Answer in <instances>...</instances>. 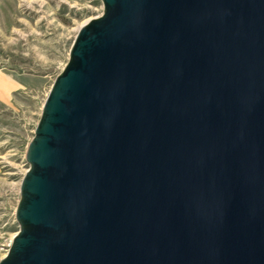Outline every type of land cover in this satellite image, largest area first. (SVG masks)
I'll list each match as a JSON object with an SVG mask.
<instances>
[{
	"label": "water",
	"instance_id": "water-1",
	"mask_svg": "<svg viewBox=\"0 0 264 264\" xmlns=\"http://www.w3.org/2000/svg\"><path fill=\"white\" fill-rule=\"evenodd\" d=\"M101 1L0 264H264V0Z\"/></svg>",
	"mask_w": 264,
	"mask_h": 264
},
{
	"label": "rangeland",
	"instance_id": "rangeland-1",
	"mask_svg": "<svg viewBox=\"0 0 264 264\" xmlns=\"http://www.w3.org/2000/svg\"><path fill=\"white\" fill-rule=\"evenodd\" d=\"M102 14L101 0H0V259L19 231L25 156L45 99L79 29Z\"/></svg>",
	"mask_w": 264,
	"mask_h": 264
},
{
	"label": "built area",
	"instance_id": "built-area-1",
	"mask_svg": "<svg viewBox=\"0 0 264 264\" xmlns=\"http://www.w3.org/2000/svg\"><path fill=\"white\" fill-rule=\"evenodd\" d=\"M1 260V259H0Z\"/></svg>",
	"mask_w": 264,
	"mask_h": 264
}]
</instances>
